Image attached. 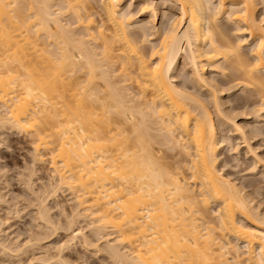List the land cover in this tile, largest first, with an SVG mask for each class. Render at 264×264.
Instances as JSON below:
<instances>
[{
	"label": "bare ground",
	"instance_id": "6f19581e",
	"mask_svg": "<svg viewBox=\"0 0 264 264\" xmlns=\"http://www.w3.org/2000/svg\"><path fill=\"white\" fill-rule=\"evenodd\" d=\"M143 2L151 32L128 0H0V124L33 127L36 151L57 142L49 149L57 183L77 186L76 216L90 218L92 232L117 231L105 238L112 259L264 264V206L223 171L221 150L231 138L221 137L196 92L206 91L223 114V89L207 67L226 62L229 79L258 95L256 115L264 112V25L255 0H160L179 11L163 28L157 0ZM222 14L236 25L235 39L218 21ZM152 34L159 41L145 51ZM180 57L194 91L176 81ZM227 115L257 168L264 158L248 135L256 128Z\"/></svg>",
	"mask_w": 264,
	"mask_h": 264
},
{
	"label": "rangeland",
	"instance_id": "374dc122",
	"mask_svg": "<svg viewBox=\"0 0 264 264\" xmlns=\"http://www.w3.org/2000/svg\"><path fill=\"white\" fill-rule=\"evenodd\" d=\"M128 1L132 4L130 9L137 13L134 14L136 22L146 25V30L148 32L154 31V29L150 28L152 22L147 13L148 7H142L144 3L143 0ZM157 2L160 4H158L160 12L158 11L156 25L163 28L168 25L171 17H173L175 13H179V11L176 5L174 7L172 6V8L169 7L168 10V7L166 8L164 5L162 6V0L161 2L160 0H157ZM254 13L258 22L264 25V0H255ZM218 21H220L221 25L226 26L224 28L228 27L225 30L230 31V33L227 31L228 34H226H231L230 38L232 39L233 37V39H235L234 37H236V35L233 33L236 29V25L234 26V23L231 20L228 21L224 14L219 17ZM244 35H247V33ZM149 36H151L152 39L148 42L149 44L147 43L143 46L145 51L150 50V47L148 48L150 43H157L159 41L160 34H152ZM242 50L244 52L248 51L247 44L244 45ZM183 61V57H180L177 62L176 71L174 72L176 81L185 83L187 87H189V90L194 91L196 88H194L193 83L190 81L192 79L190 67L188 64L186 65L185 61ZM223 65L224 66L221 68L213 67L215 71L211 70L212 68L207 67V75H213V77L219 81L220 88L223 89L217 91V99L222 104H220V108H222L223 114H218L216 107H214L213 98L208 96L206 91L201 90L202 92H200L197 91L199 90L197 88L196 92L203 93L202 96L205 98V102H208L207 106L210 107V111L215 119L214 121L216 122L221 137L226 136L228 137V140L231 138L229 140L230 143H226L227 140L223 143L224 146L221 150L220 157L225 160L222 162L224 165H221L223 171L227 173L226 175L232 177L240 187L241 185H243L242 187H246L247 191L249 190V192H251V197H254L255 200L253 199V201L260 200L262 202H259L264 206V164L262 166L264 159L260 161L261 163L257 164V168L251 169L252 164H254V158H251L253 155L251 152L248 153L246 149L247 147H245V142L231 131L232 122L229 119L223 121L224 115H227L226 113H228L229 115L227 116H231L230 118L243 124L247 131L251 130V128H256V133L253 132L248 134L250 135L251 140L249 141L252 148H254V151L256 150L257 154L264 158V112L260 111L259 113L261 115H256L257 112H255L254 109H257L259 106L257 104L258 95H256L253 90V92L250 91V88H245V86H240L238 84L236 85V81H232L233 77L229 79L233 73H230V68L226 67V62H223ZM228 80H230V82ZM1 110L2 107L0 106V111ZM116 126L117 125H115V127ZM30 127L27 126V128L20 129L10 127L5 123L2 125L0 124V241H2L0 243V264H126L120 260H115L114 257L112 259V256L106 247L105 238L107 237L112 241L117 236V231L108 227L109 229L106 228V230L102 232L104 235L101 234V238L100 234L92 232L90 218L76 216V212L79 209L76 204V197H74L76 196V193L78 194L77 189H75L77 186L72 189L66 184L61 185L60 183H57L58 179L56 178H58V175L51 166L52 152L50 153L51 150H49L53 148V145L57 142L48 143L51 145V148L48 147V150L40 145L39 150L36 151L35 142H38V140L34 139L35 136L33 132H31L33 131V127ZM50 137L53 138V136L45 138L51 140L52 138ZM231 144H234L232 146L235 147L236 145L239 146L238 152H236L237 149H235V147H232L230 150ZM178 149L179 148L174 149L171 153ZM37 152L38 155L41 154V157L35 156ZM220 171L224 173L222 169H220ZM240 183L243 184L240 185ZM257 186L260 193L258 190H256L258 192L254 190ZM49 188L52 191L49 190ZM41 203H45L44 208L47 210V212L45 211L46 213L43 210L45 214L42 210V213H40V209L43 208ZM73 211H75L74 214ZM43 214L45 216L49 215V217H46L48 219L45 220ZM66 215L68 216L66 217ZM70 220H73L72 223H70ZM79 229L81 230V234H77L76 238L71 239L70 236L73 235L72 233ZM2 245H5L6 248H3ZM125 245L124 249L128 248L127 250L129 251H131V248L133 249V245L131 248V245L128 243ZM16 249L17 251H15Z\"/></svg>",
	"mask_w": 264,
	"mask_h": 264
}]
</instances>
